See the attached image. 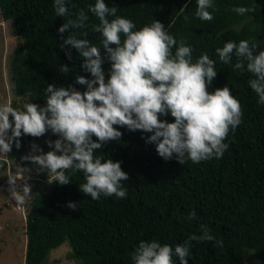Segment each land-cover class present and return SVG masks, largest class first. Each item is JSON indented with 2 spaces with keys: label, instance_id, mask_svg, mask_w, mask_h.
<instances>
[{
  "label": "trees",
  "instance_id": "trees-1",
  "mask_svg": "<svg viewBox=\"0 0 264 264\" xmlns=\"http://www.w3.org/2000/svg\"><path fill=\"white\" fill-rule=\"evenodd\" d=\"M104 2L117 7L118 16L130 19L136 25L134 30L153 20L161 22L169 34L178 41L183 38L192 47L193 62L206 53L216 62L217 72L208 91L227 86L240 102L242 120L235 130L230 129L223 157L198 164H178L175 154L165 161L157 155L154 143H146L152 133L119 128L122 138L107 142L94 155L121 162L122 171L129 177L121 182L127 191L123 199L102 194L92 200L79 191L85 182L83 174H73L72 170L66 173L69 185L48 184L45 171L22 159L32 139L22 136L19 149L13 144L12 151L0 157V173L7 163L14 166L12 169H23V173L26 168L34 170L37 178L29 177L28 182L46 180L45 190L30 197L25 205L23 264L43 263L47 251L62 241L78 264H133L131 254L140 241L157 240L174 247L193 234L202 236V227L214 239L189 241L188 264H244L246 252L264 264V105L248 87L249 79L254 78L251 73L246 68H234L235 55L229 64H223L215 52L228 41L245 39L257 45L254 55L264 51V0H212L208 9L211 21L195 16L196 0ZM53 3L0 0V17L10 20L11 32L17 38L9 61L11 92L16 99H10L8 105L13 108L22 109L26 103L43 105L48 85L72 86L78 91L85 86L75 83L78 76L91 77L81 67L83 57L69 45L61 48L69 35L100 47L106 62L102 38L92 30L98 20L88 12L95 0H66L69 14L65 17L56 16ZM186 3L185 11L180 12ZM235 7L252 11L241 16L232 11ZM81 10L88 16L84 27L58 33L57 29L68 19H77ZM62 66L69 71L61 72ZM109 69L103 70L106 79ZM161 119L173 122L170 115ZM70 203L76 204L75 210L68 207ZM191 212H195L193 219L188 218ZM217 241H222V246Z\"/></svg>",
  "mask_w": 264,
  "mask_h": 264
},
{
  "label": "clouds",
  "instance_id": "clouds-1",
  "mask_svg": "<svg viewBox=\"0 0 264 264\" xmlns=\"http://www.w3.org/2000/svg\"><path fill=\"white\" fill-rule=\"evenodd\" d=\"M212 6V0H196L195 16L211 21L213 16L208 9ZM53 7L57 17L69 14L66 0H54ZM186 7L187 3L180 12ZM117 11V7H109L104 0H95L88 6V12L98 20L92 30L100 34L101 46L110 63L107 79L102 69L101 48L90 45L87 39L69 35L63 39L61 48L69 45L83 57L81 67L92 79L78 76L75 83L85 85L86 90L48 85L43 105L26 103L22 109L0 105V155L6 157L13 144L19 149L22 136L38 139L50 132L58 137L45 141L52 150L44 152L32 143L30 154L22 159L41 171L46 170L50 185L54 182L69 185L68 170L82 173L85 182L79 185V191L92 200H98L102 194L118 199L127 196L121 182L129 177L122 171L121 162L94 155L107 142L122 138L119 128L152 133L146 143H154L157 155L165 161L175 154L178 164L187 161L198 164L223 157L228 148L224 141L230 129L240 125L243 115L240 102L227 86L208 91L217 72L216 62L206 53L193 62L192 47L183 38L178 41L169 34L161 22L153 20L150 25L134 30L136 25L118 16ZM232 11L242 16L252 9L235 7ZM87 19L81 10L77 19H68L57 31L63 34L70 27L83 28ZM256 47L246 39L238 43L228 41L215 52L223 64H229L235 55L234 68H246L251 73L254 78L249 79L248 87L258 97V103L264 105V51L254 55ZM60 71L67 73L69 68L62 66ZM169 115L173 122L161 119ZM22 173L23 169L16 173L17 179L23 178ZM8 183L17 210L23 212L31 185L25 183L22 190H15L16 180ZM68 207L75 210L77 206L70 203ZM188 218H195V212ZM201 230L202 236L193 234L184 244L174 247L157 240H142L131 260L133 264H174L175 257L179 264H188L189 241L214 239L207 228ZM217 243L222 246V241Z\"/></svg>",
  "mask_w": 264,
  "mask_h": 264
},
{
  "label": "rangeland",
  "instance_id": "rangeland-1",
  "mask_svg": "<svg viewBox=\"0 0 264 264\" xmlns=\"http://www.w3.org/2000/svg\"><path fill=\"white\" fill-rule=\"evenodd\" d=\"M17 38L12 34L10 28V20H2L0 17V105H8L10 99H16L11 92L10 83V68L9 61L14 51V45ZM110 63L106 62L102 65L103 70H107ZM92 79V77H90ZM86 90V86L79 91ZM58 137L53 136L50 132L41 138H32L24 149L26 155L31 152L30 144L35 143L44 152L52 149L45 144L46 140H55ZM3 157V155H0ZM18 166V165H17ZM11 167H14L11 165ZM6 163V167L0 173V264H23V244H24V212L18 211L13 197L10 195L8 181L15 179V190H22V186L27 183L31 185V193L26 198L28 199L45 190V181L40 180V183L35 180L28 182L29 177L37 178L36 172L31 169L25 170L22 173L23 178L17 179L16 170L12 169ZM46 174L47 171L45 170ZM34 183H37L33 185ZM24 204V210L25 205ZM41 264H78L76 258L70 255V248L66 241H62L57 246L49 249L46 258ZM244 264H259L256 258L250 253L244 254Z\"/></svg>",
  "mask_w": 264,
  "mask_h": 264
}]
</instances>
